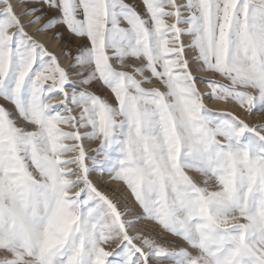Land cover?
<instances>
[{"label": "snow or ice", "instance_id": "snow-or-ice-1", "mask_svg": "<svg viewBox=\"0 0 264 264\" xmlns=\"http://www.w3.org/2000/svg\"><path fill=\"white\" fill-rule=\"evenodd\" d=\"M141 4L0 0V264H264V0Z\"/></svg>", "mask_w": 264, "mask_h": 264}, {"label": "rangeland", "instance_id": "rangeland-1", "mask_svg": "<svg viewBox=\"0 0 264 264\" xmlns=\"http://www.w3.org/2000/svg\"><path fill=\"white\" fill-rule=\"evenodd\" d=\"M127 2L136 4L138 6V10L141 11V12H143V7H142V4H141V0H127ZM49 34H51V33H49ZM65 40H72V38L69 37L67 35V33H65ZM42 41L45 42L48 45V47H49L50 50L56 51L57 54H59V52H58V50H59V48H58L59 42H58V44H57L56 47H53V46L51 47V45H50V38H49V40L43 39ZM72 42L75 43L76 41L72 40ZM77 87H79V85ZM201 88L203 90V86L202 85H201ZM96 91L98 93H100L101 95H108V93L106 91H101L100 89H96ZM206 104L210 108L221 107V106H219L218 104H216L215 102H213L211 100H206ZM252 121L255 122V123H264V116H260V117L254 116V117H252ZM107 179H108L107 177H104L103 179H101L99 177H94V180L101 187V190L102 191H105L106 193H108L109 195H111L112 192H113V190H116L118 188V186L108 184L107 183ZM119 191L123 193L124 190L122 189V187H120L119 188ZM124 194L126 195V193H124ZM168 239H171V237H168Z\"/></svg>", "mask_w": 264, "mask_h": 264}, {"label": "bare ground", "instance_id": "bare-ground-1", "mask_svg": "<svg viewBox=\"0 0 264 264\" xmlns=\"http://www.w3.org/2000/svg\"><path fill=\"white\" fill-rule=\"evenodd\" d=\"M50 37H51V34L47 33V34H41V36L38 37V39H41V40H43V39H45V40H49ZM48 44H49V43H48ZM57 44H58V42H56V43H52V42H50L51 47H52V46H53V47H56ZM58 52H59V50H58ZM219 106H221V105H219Z\"/></svg>", "mask_w": 264, "mask_h": 264}]
</instances>
